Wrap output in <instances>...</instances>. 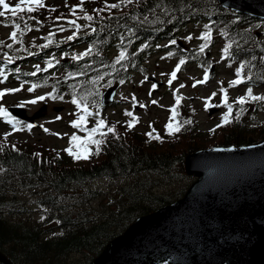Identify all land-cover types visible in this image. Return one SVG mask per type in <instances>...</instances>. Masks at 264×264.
Masks as SVG:
<instances>
[{"label": "trees", "instance_id": "trees-1", "mask_svg": "<svg viewBox=\"0 0 264 264\" xmlns=\"http://www.w3.org/2000/svg\"><path fill=\"white\" fill-rule=\"evenodd\" d=\"M113 4L118 7H108ZM109 5L91 10L80 5L72 17L68 12L69 17L80 20L75 22L80 25L79 32L71 26L77 32L73 39L88 35L86 42L91 46L87 55H76L80 59L61 63V72L72 78L70 75L48 81L51 74L38 71L29 78L20 74L22 82L50 85L64 95L83 83L86 101L99 108L95 92L99 77L124 81L132 71L141 69L143 56L156 50L159 38L174 37L188 21L206 23L212 32L221 30L233 41L230 50L242 58L255 56L264 62V23L257 35L246 16L222 9L217 0H114ZM87 15L93 19L87 20ZM18 16L23 20L17 22L26 20L33 28L48 27V22L57 19L54 10L45 5ZM8 18V22L13 19ZM50 33L40 35L36 41L25 42L24 36H17V43L0 41V55L7 53L13 58L10 63L14 72L19 70L14 67V59L20 52L32 53L42 62L49 55L47 50H62L66 39L53 30ZM117 38L124 40L118 48L127 52L120 63L108 54ZM8 44L12 48L6 47ZM45 44L48 46L42 47ZM89 65L96 70L91 82ZM260 66L263 70L264 64ZM75 74L77 77H73ZM244 132L245 128L235 125L221 143L248 144L252 138ZM87 147L89 152L95 148L94 144ZM198 148L199 144L182 148L171 145L156 151L145 147L139 136L118 132L104 138L99 153L95 150L86 161L69 155L39 156L36 150L0 144V250L13 264H90L105 243L137 217L183 195L191 178L183 173L182 160L187 152ZM79 150L73 146V151ZM98 181H108L111 188H94ZM177 183L181 187L173 190ZM30 206L38 208L39 214H32Z\"/></svg>", "mask_w": 264, "mask_h": 264}, {"label": "rangeland", "instance_id": "rangeland-1", "mask_svg": "<svg viewBox=\"0 0 264 264\" xmlns=\"http://www.w3.org/2000/svg\"><path fill=\"white\" fill-rule=\"evenodd\" d=\"M14 1L17 0H6V3L10 5ZM111 1L42 0V3L50 6L56 16L68 18V12L73 11V9H76L80 5L87 10H91L97 5L106 7ZM0 11H3V6H0ZM71 13V17L75 16L73 12ZM60 20L64 23H61L62 21L59 22ZM60 20L56 21L58 23L55 22L56 24H53L55 28L53 31L60 33V35H68L70 32L67 30V23H65L64 19ZM73 21L80 22L77 18H73ZM68 26L71 27V25ZM61 27L64 31L60 30ZM46 28L44 27L43 29ZM43 29L41 31L42 34L49 31ZM10 31H12V26L0 25V38L6 40ZM39 32L37 30L33 36L37 37ZM194 37L196 36L194 35L191 39L186 38V45H195L196 41H194ZM182 59L185 63L181 65L180 70L176 73V79L172 80L170 85L169 79L171 78V73L180 62L179 58L169 55V52L152 55L147 58L146 62H144V67H147V71L135 73L128 82L118 87L114 103L102 113L105 117L103 120L107 123H113L115 125V132L118 126L124 130H128L123 132H130L133 135L139 136L145 147L156 151L164 150V148L171 145L179 148L191 144H199L200 146L203 145V147L218 145L223 140L224 135L232 130V120L238 123L242 119L240 116L241 112H244L247 107L252 105L251 102L253 100H248L243 105L237 103L239 97L246 96L249 88H245L242 84L234 87L229 86L230 81L237 79L235 67L234 65L230 67L221 59L217 47L212 49V53L207 61L208 67H202L196 63H188L186 59ZM206 72L208 76L207 81L197 83V81H204ZM153 82L156 83L155 91H153L152 87ZM6 84L8 83L0 82V91L17 88L20 91L7 93L3 98H0V107L5 108L7 106L20 105L26 108L27 114H33L42 105L45 104L46 106H44V116L37 121L41 130L24 129L11 132L3 128V124L0 123V139H5V134L10 133L5 140L16 144H23L25 148L50 155L53 153H67L65 149L70 147L68 138L73 134L82 131L81 135L77 134V136L82 139L87 137L86 131L72 126V122L78 118V115H82L84 112L76 108L70 101L55 100L49 97L46 90L43 89H34L30 92L27 86H13L14 84L6 86ZM221 88L227 90V103L232 105L229 123L223 122L224 114L228 112V108L222 104L224 93L221 92ZM251 89L254 96H262L264 94L263 88L252 87ZM41 96L45 97V99H37ZM177 96L182 98L178 105ZM133 97H135V101ZM32 100H36V103H29ZM153 101L156 103H153ZM206 104L208 105L207 107ZM217 105L220 106L217 107ZM173 107H176L179 113L178 122L180 130L170 134L166 125L172 116L170 110ZM55 108H60V110L56 109L57 111H55ZM210 108L219 109V112L208 114ZM256 110L255 119L258 123L252 125L251 130L256 129L257 131L249 133L254 142L264 138V100L259 101ZM128 112H131L132 116L126 115ZM133 118H136L137 122L134 123L133 127L129 128L128 124ZM177 120L178 117L176 116L173 120L174 126ZM188 121L190 123H186ZM93 123V121L88 120L87 124L83 127L90 130L96 126L97 122ZM45 129L48 131H45ZM148 133H152L153 137L159 136V139L149 137ZM244 133L246 134L247 131ZM96 137L101 138V135L96 134L94 138ZM180 187L181 183L179 185L177 183L172 189L177 190Z\"/></svg>", "mask_w": 264, "mask_h": 264}, {"label": "water", "instance_id": "water-1", "mask_svg": "<svg viewBox=\"0 0 264 264\" xmlns=\"http://www.w3.org/2000/svg\"><path fill=\"white\" fill-rule=\"evenodd\" d=\"M185 168L197 177L185 195L137 218L93 264H264V141L197 151Z\"/></svg>", "mask_w": 264, "mask_h": 264}, {"label": "snow or ice", "instance_id": "snow-or-ice-1", "mask_svg": "<svg viewBox=\"0 0 264 264\" xmlns=\"http://www.w3.org/2000/svg\"><path fill=\"white\" fill-rule=\"evenodd\" d=\"M83 2V0H82ZM123 2V0H122ZM128 2H131V0H128ZM28 4V5H35L37 7H44L43 3H42V0H20L19 3H17L14 7H10V5L8 3H6V0H0V6H3V9L4 11H0V17H3L4 18V21H9V18L6 16V12H11V16L13 19H11L10 21V24L12 26H14V28L16 30L12 31L10 33V39L13 40L14 43H17V42H20L17 40V31L21 29V23L17 22V20H23V17H19L18 16V13L20 12H24L25 10L28 12V13H31L33 11H35V8L32 7V6H28L26 9L25 8H22L21 5L22 4ZM108 7H111V8H115V7H118V5H109ZM73 14H75V9H73ZM33 17H29V19H32ZM87 20L91 21L93 19L92 16L90 15H87L85 17ZM59 19V18H58ZM4 21H0V23H4V26H9V23H5ZM24 30L23 31H20V35H24V31H31L32 29L30 28V26L28 25L27 21L24 20ZM68 23L70 25H73L77 31L80 29V25L76 24L75 21H68ZM207 27V26H206ZM61 31H64V29L61 27L60 29ZM50 35H53L50 33ZM75 36V33L73 34V36H69L67 39L71 40L73 39ZM210 37H211V31L209 29V31H206L201 37L200 39L206 41L205 44L201 45L200 47V51L203 52L204 49L206 47H208V44H207V41L210 40ZM48 39V38H46ZM189 39H191V37H189ZM51 39L48 40V43H51ZM173 44H175L176 42L173 40L172 41ZM48 44H45L43 45L42 47H47ZM6 47L8 48H12V44H8L6 45ZM232 47V44H228L226 45V47L223 49L224 53L225 54H228L229 52V49ZM91 51V49H89V52ZM31 55V53H29ZM88 53H84L82 55H87ZM169 55H172V53H169ZM5 57L6 59L11 62L12 61V57L8 56L7 53H5ZM127 57H126V53L124 51H121L120 54H119V57L117 58L116 60V63H120L121 61L125 60ZM73 59H80L79 56H74ZM264 59V58H262ZM185 63V61L183 59L180 60L179 64H177L176 66V69L171 73V78L169 79V84L171 85L172 83V80L176 79V73L180 70V67L181 65H183ZM48 66L49 67H52V62L49 61L48 62ZM246 67V64H241L240 68L237 69V79L236 80H233V81H230V84L229 86L230 87H234L240 83H243V79L241 78V73L243 71V69ZM37 70L39 71V66H37ZM3 73L0 72V76H2ZM31 75H35V73H31ZM208 79V76H207V72L205 74V78H204V81H197V83H204L206 82ZM121 83H123V81H121ZM38 85H35L33 84L30 88H28V91H33ZM195 86V85H193ZM153 88L156 87V85H153L152 86ZM181 87H183V85H181ZM20 91L19 88L17 89H7L5 91H0V98H3L7 93H14V92H18ZM221 92L224 93V97H223V100H222V104L224 106H226L228 108V112L224 114V117H223V122L224 123H229L230 122V115L232 113V105L228 104L227 103V90L226 89H223L221 88ZM215 95V94H213ZM54 99L57 98V97H53ZM62 99V97H60ZM37 99L39 100H43L45 99V97L41 96V97H38ZM182 98L177 96L176 100H177V105L179 104L180 100ZM133 100L135 101V97H133ZM248 100H253V101H262L264 100V96H254L252 94V89L249 88L247 90V94L246 96H242V97H239L237 99V103L240 104V105H243L245 104ZM29 103H36V100H32V101H29ZM72 103L75 104L77 106L78 109L81 108V102L78 101L75 97L73 98L72 100ZM153 103H156L155 101H153ZM208 105L206 104V107ZM220 105H217V107H219ZM141 107H143V105H141ZM172 112V116L170 117L169 119V123L166 125V128L168 129L169 133L172 134L174 132H178L180 130V124L179 122H177L175 124V126L173 125V120L174 118L178 115V112H177V109L176 107H173L171 110ZM243 111V109H242ZM83 112L84 114L83 115H78V118L72 122V126L74 128H78V129H83L84 131L87 132V137L82 139L81 137L73 134L71 137H70V147L68 149H65V151H67L69 153V155L71 156H74L75 159L77 160H80V159H88V156H89V149L87 147L88 144H95L97 146L96 148V152L97 154L99 153V145L101 143L100 140H96L94 139L95 135L96 134H100L101 136H104L106 135L105 132H102L101 129L104 128L106 125H105V121L104 120H98L97 123H96V126L93 127L92 129H87V128H84L83 126L86 124L87 122V116H90V115H93V113L89 112L87 110V105H84L83 106ZM126 115H129V116H132V113L131 112H128L126 113ZM0 117L4 118V120L8 123V124H11L12 127H13V130H18L16 128V125L19 124L20 122L17 121L10 113L9 111L4 108V107H0ZM238 118V117H237ZM137 122L136 121V118H133L132 121L129 122L128 124V127L131 128L134 126V123ZM186 123H190V121L186 122ZM27 127L30 129L32 127V125H27ZM219 127V125H218ZM45 131H48L47 129H45ZM108 132H114V127H109L107 129ZM10 135V133H6L5 134V139L7 138V136ZM147 135H149V137L151 138H155V139H159V136H155L153 137V134L152 133H148ZM73 146L77 147L78 149H80L79 151H73Z\"/></svg>", "mask_w": 264, "mask_h": 264}, {"label": "bare ground", "instance_id": "bare-ground-1", "mask_svg": "<svg viewBox=\"0 0 264 264\" xmlns=\"http://www.w3.org/2000/svg\"><path fill=\"white\" fill-rule=\"evenodd\" d=\"M46 52H48V51H46ZM19 70H22L21 68H19Z\"/></svg>", "mask_w": 264, "mask_h": 264}]
</instances>
